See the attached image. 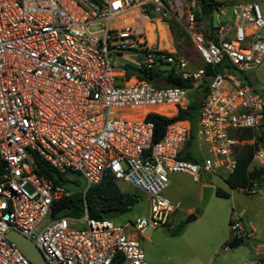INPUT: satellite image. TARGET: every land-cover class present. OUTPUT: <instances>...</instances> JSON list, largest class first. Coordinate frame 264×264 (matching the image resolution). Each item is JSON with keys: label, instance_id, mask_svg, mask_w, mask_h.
<instances>
[{"label": "built area", "instance_id": "1", "mask_svg": "<svg viewBox=\"0 0 264 264\" xmlns=\"http://www.w3.org/2000/svg\"><path fill=\"white\" fill-rule=\"evenodd\" d=\"M200 4L0 0V264H32L7 237L11 230L32 240L47 264H148L131 229L169 223L179 207L164 195L171 173L190 174L197 182L202 173L222 168L229 175L245 145L256 146L249 168L264 165L257 139L264 96L246 76L264 61V8L256 1L234 4L232 24L220 19L208 36L195 16ZM218 9L220 17L225 14V6ZM172 17L190 36L202 66L190 69L175 49L156 44L158 25L169 27ZM172 67L193 87L157 86L149 77L152 70ZM195 91H205L196 144H204L206 153L196 151L198 162L180 158L189 120L169 122L154 141V123L147 119L150 113L177 115ZM247 129L252 138L244 136ZM39 160L82 177L84 192L107 175L144 191L149 216L120 226L111 218H92L85 204L84 228L68 215L45 223L73 190L38 173ZM260 187L254 182L238 189L255 194ZM230 229L237 238L255 232L246 233L239 219Z\"/></svg>", "mask_w": 264, "mask_h": 264}, {"label": "rangeland", "instance_id": "2", "mask_svg": "<svg viewBox=\"0 0 264 264\" xmlns=\"http://www.w3.org/2000/svg\"><path fill=\"white\" fill-rule=\"evenodd\" d=\"M221 1L225 6V14L222 18L231 24L234 21L232 8L236 3L256 1L264 8L262 0ZM97 28L98 26L93 27V29ZM261 36L264 38V29L261 31ZM179 42V45L175 43L177 50L188 59L194 52L190 41L182 39ZM218 70L220 71L221 68L218 67ZM229 71L235 73L231 69ZM246 76L253 88L264 96V61L259 68L247 71ZM191 95L190 93L189 101ZM195 147L200 156L206 153L204 144ZM226 176L227 172L224 168L219 169L216 174L202 173L199 182L194 181L187 173L169 175V185L164 195L173 203L179 204L169 223L155 228L146 227L142 232L131 229L137 234L148 264H263L260 258H253V255L260 253L264 255V181L260 182L261 191L251 194L239 189H231L225 182ZM66 177L70 180L68 187L72 189L75 181H78L81 187L85 185L84 179L76 174L68 173ZM206 183L214 187V192L206 205L202 206L203 184ZM118 185L122 191L134 194L137 202L132 208L114 218V224L133 225L138 218H147L149 216L147 194L124 182H118ZM216 188L229 192L230 196L228 198L218 196L215 193ZM191 214L195 218L186 222ZM52 218L54 217L48 216L45 223ZM77 218L82 222L76 223L75 226L86 227L84 217ZM236 219L241 220L246 227V233L252 228L255 232L251 235L245 234L243 241L237 247L225 248L232 237L230 223ZM178 228H181V231L173 235L172 230ZM259 247L261 252L258 251Z\"/></svg>", "mask_w": 264, "mask_h": 264}, {"label": "trees", "instance_id": "3", "mask_svg": "<svg viewBox=\"0 0 264 264\" xmlns=\"http://www.w3.org/2000/svg\"><path fill=\"white\" fill-rule=\"evenodd\" d=\"M200 2L207 4L211 13L213 11H218L219 6H222V3L218 0H200ZM195 16L197 19L203 21V32L208 36H213L217 31L218 26H214L211 17L206 24L205 22L209 15L203 16L199 8L195 9ZM169 27L173 40L177 45H179V41L182 39H187L195 50L190 36L176 19H170ZM177 55H181L178 50ZM205 67L208 73H212L213 69L210 65H206ZM144 77H148L147 72H145ZM144 77L142 76L140 78L143 79ZM149 77L152 78L157 86H180L187 89L193 87L192 79L184 78L182 73L177 71L174 67L164 70H152ZM205 91H203V93H199L198 91L191 93V101H189L186 108H180L178 114L173 117L168 118L156 113H150L147 116V119L154 123V141H158L163 137L166 125L169 122L173 120H189L191 123V132L189 139L186 142V147L183 148L180 153V158L195 162L200 161L194 148L196 144L197 130L196 117ZM243 134L248 138H252L254 132L247 129L244 130ZM257 139L264 147V128L259 134L257 133ZM255 147V145H245L238 153L236 169L225 177V182L231 189H238L254 182L264 181V165L252 169L249 168ZM37 171L40 174H44L56 184H64L66 186L70 184V180L66 177V174H61L55 171L48 163L42 160L38 161ZM73 184V189L69 186L73 190V194L56 203L54 210L51 213L53 217L56 216L58 211L64 208L69 209L68 216L82 217L84 215L86 204L88 213L92 218H102V213L105 211L116 209L119 210L120 213H124L132 208L137 202V198L134 194L124 192L120 189L117 181L112 175H107L100 183L90 186L86 192H84L85 185L81 187V184L78 181L73 182ZM215 193L220 197L228 198L230 196L229 192L219 188L215 189ZM180 231L181 228L172 230V234L175 235ZM243 238L244 237L237 238L232 234L228 243L229 245L227 246L237 247L243 241ZM259 260L264 264L262 258ZM116 264H121L118 259Z\"/></svg>", "mask_w": 264, "mask_h": 264}, {"label": "water", "instance_id": "4", "mask_svg": "<svg viewBox=\"0 0 264 264\" xmlns=\"http://www.w3.org/2000/svg\"><path fill=\"white\" fill-rule=\"evenodd\" d=\"M200 11L203 16H208L209 14H212V20L214 26H218L220 15L218 11L210 12L207 4L201 3L200 4ZM211 82V79H210ZM214 192V187L210 184L203 186V198H202V206H205L208 202L209 198ZM69 212L68 208H64L56 213V217H60L63 215H67ZM120 215L119 210H109L102 213V217L104 218H111L114 219ZM195 218L194 215H190L186 222H190ZM7 237L14 242L17 247L23 252V254L30 260L32 264H47L44 255L42 254L41 250L38 248V246L29 238H27L25 235L21 234L19 231L11 230L7 233ZM258 257L262 258L264 260V256L262 253L258 255H253V258ZM115 263V262H114Z\"/></svg>", "mask_w": 264, "mask_h": 264}, {"label": "crops", "instance_id": "5", "mask_svg": "<svg viewBox=\"0 0 264 264\" xmlns=\"http://www.w3.org/2000/svg\"><path fill=\"white\" fill-rule=\"evenodd\" d=\"M218 1H220V3H222L221 0H218ZM262 1L264 2V0H262ZM222 5L224 6L223 3H222ZM210 17L212 19V14H209V17H207L206 22H205L206 24L208 23ZM220 19L222 21L228 22L227 20H223L222 15H221ZM157 28H158V30H157L158 40H156V44H160V45H163L166 47H171L172 49H175L177 51V47H176L175 42L173 40V36H172L171 30H170V27L160 24V25H158ZM164 41L166 43H164ZM187 60H188L190 69H196V68L203 65L202 59L200 58V56L198 55V53L195 50ZM195 146H198V145L195 144ZM195 151H196V147H195ZM206 184H203V186ZM252 229H254V228H252ZM254 231H255V229H254ZM258 251L261 252V247L258 248Z\"/></svg>", "mask_w": 264, "mask_h": 264}]
</instances>
